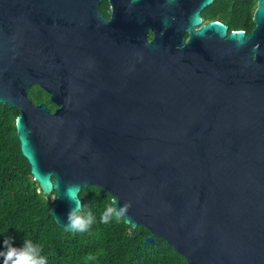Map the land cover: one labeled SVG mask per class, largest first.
Instances as JSON below:
<instances>
[{
	"label": "water",
	"instance_id": "1",
	"mask_svg": "<svg viewBox=\"0 0 264 264\" xmlns=\"http://www.w3.org/2000/svg\"><path fill=\"white\" fill-rule=\"evenodd\" d=\"M103 1L0 0V104L49 215L63 228L68 186L96 187L187 264H264V0L249 35L198 28L213 0H172L175 21L164 0H108V21Z\"/></svg>",
	"mask_w": 264,
	"mask_h": 264
},
{
	"label": "trees",
	"instance_id": "2",
	"mask_svg": "<svg viewBox=\"0 0 264 264\" xmlns=\"http://www.w3.org/2000/svg\"><path fill=\"white\" fill-rule=\"evenodd\" d=\"M229 5L235 28L251 31L257 0H216L215 11L220 13ZM228 8V10H229ZM100 11L109 17L108 0L100 5ZM221 18H226L222 15ZM245 24V25H244ZM33 103H45L54 112L56 106L50 95L34 85L29 90ZM20 110L8 104H0V251L3 241L12 238L14 247H22L25 239L42 248L48 264H187L186 259L157 239L156 245L145 244L150 235L144 227L133 229L125 220L101 223V216L112 197L96 187L83 188L79 194L84 211L95 217L88 232L67 233L49 215L51 195H44L34 180L31 167L23 156L16 130ZM98 252L102 255L97 256ZM97 256L86 261L88 254ZM3 264V257H0Z\"/></svg>",
	"mask_w": 264,
	"mask_h": 264
},
{
	"label": "clouds",
	"instance_id": "3",
	"mask_svg": "<svg viewBox=\"0 0 264 264\" xmlns=\"http://www.w3.org/2000/svg\"><path fill=\"white\" fill-rule=\"evenodd\" d=\"M149 32H152L149 30ZM162 35V33H161ZM80 185H69L65 191V196L72 203L73 207L69 211L67 223L63 227L68 232H88L95 221L91 211H84L79 197ZM118 198L112 197L110 204L101 216V223L107 224L111 220H127L128 210L131 208V202H125L123 206L117 207ZM4 251H0V257H3V264H48L47 257L42 255V248L34 245L31 240L25 239L22 247H14L12 238H6L3 241ZM102 255L98 252L97 256ZM97 256L91 253L85 257L86 261H94Z\"/></svg>",
	"mask_w": 264,
	"mask_h": 264
},
{
	"label": "flooded vegetation",
	"instance_id": "4",
	"mask_svg": "<svg viewBox=\"0 0 264 264\" xmlns=\"http://www.w3.org/2000/svg\"><path fill=\"white\" fill-rule=\"evenodd\" d=\"M164 3L166 5H168V6L177 7V11H176L177 13L175 15H171L170 16V19L172 21L177 20L180 17V14H181V12L178 10V7L181 5V2L172 3V0H164ZM215 3H216V0H213L212 4H210L209 6L203 8L200 11L201 24H200V26H198V28H200L203 25H206V24H208L210 22L218 21V22L223 23L224 25H226L228 27V32L229 33L233 32V31H244V32H246L247 35L252 33V31L254 30L255 27L251 31L246 30V29H242L241 30L240 28H235L234 27V25L232 23L233 22L232 21V17H229V15H228L229 13H231V7L229 8V5L227 7H225L224 9H221L219 14H216L215 11H213V8H215ZM257 3H258V0H257ZM228 8H229V10H228ZM256 8H257V6H256ZM254 13H255V11H254ZM222 15H226V18L225 19L221 18ZM103 17L106 20L109 21L110 20V11H109V17H105L104 15H103ZM189 36H190L189 33H185L184 34V42L185 43H187V41L189 39ZM153 37H154L153 33L150 32L149 36H148V39L152 40ZM114 50H115V44L113 43L112 51L114 52ZM56 110H57V107H56L55 111Z\"/></svg>",
	"mask_w": 264,
	"mask_h": 264
},
{
	"label": "rangeland",
	"instance_id": "5",
	"mask_svg": "<svg viewBox=\"0 0 264 264\" xmlns=\"http://www.w3.org/2000/svg\"><path fill=\"white\" fill-rule=\"evenodd\" d=\"M55 199H56L55 196H51L52 201H55Z\"/></svg>",
	"mask_w": 264,
	"mask_h": 264
}]
</instances>
